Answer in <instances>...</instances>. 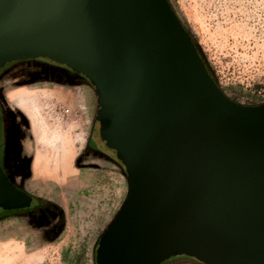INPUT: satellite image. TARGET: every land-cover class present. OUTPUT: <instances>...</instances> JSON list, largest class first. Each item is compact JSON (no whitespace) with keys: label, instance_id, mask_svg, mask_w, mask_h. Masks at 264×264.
Listing matches in <instances>:
<instances>
[{"label":"water","instance_id":"95a60500","mask_svg":"<svg viewBox=\"0 0 264 264\" xmlns=\"http://www.w3.org/2000/svg\"><path fill=\"white\" fill-rule=\"evenodd\" d=\"M83 74L126 194L96 264H264V101L228 97L168 0H0V67ZM0 164V212L29 206Z\"/></svg>","mask_w":264,"mask_h":264},{"label":"rangeland","instance_id":"374dc122","mask_svg":"<svg viewBox=\"0 0 264 264\" xmlns=\"http://www.w3.org/2000/svg\"><path fill=\"white\" fill-rule=\"evenodd\" d=\"M168 1L223 92L242 104L263 102L264 0ZM25 71L16 67L0 77V102L17 112L20 146L30 158L27 189L56 203L63 222L56 235L43 237L35 221L0 214V264H96L99 237L126 194L124 166L117 159L82 156L89 135H95L92 86L20 81ZM23 98L36 103L27 107ZM3 156L0 140V161ZM43 164L46 170L39 172ZM193 260L176 257L162 264H198Z\"/></svg>","mask_w":264,"mask_h":264},{"label":"flooded vegetation","instance_id":"af4514ba","mask_svg":"<svg viewBox=\"0 0 264 264\" xmlns=\"http://www.w3.org/2000/svg\"><path fill=\"white\" fill-rule=\"evenodd\" d=\"M16 67H22V69L26 70L24 77L20 81H23V79L38 80L42 78L92 86L83 74L74 71L62 62L42 56L11 60L0 68V77ZM16 113L13 109L4 107L0 102V140L4 146V156L0 164L13 183L31 196V201L29 206L12 209L8 212H4V210L0 214L35 221L44 228L42 235H46L54 227L56 228L57 205L44 196L33 193L26 187V183L30 178V158L23 153V148L20 146L23 134L16 122ZM94 119L91 125V133L95 127ZM91 154L98 155L112 162H116L117 159L116 155L110 152V149L106 147L104 142L92 134L88 137L82 156H89ZM117 161L120 160L117 159Z\"/></svg>","mask_w":264,"mask_h":264},{"label":"trees","instance_id":"16d2710c","mask_svg":"<svg viewBox=\"0 0 264 264\" xmlns=\"http://www.w3.org/2000/svg\"><path fill=\"white\" fill-rule=\"evenodd\" d=\"M203 60H204V58H203ZM205 61V60H204ZM205 65H206V67H207V69H208V71H209V73H210V75L212 76V78L215 80V82H216V79H215V77H214V75H213V73L210 71V69H209V67H208V65L205 63ZM217 83V82H216ZM120 162V161H119ZM56 207V206H55ZM12 210V209H11ZM56 210H57V218H56V228L54 227V229H52V231H50V232H47V234L46 235H43V237H46V236H50V237H53L54 235H56V233L60 230V228H61V225H62V222H63V213H62V211H61V209L57 206L56 207ZM9 216H11V215H9ZM8 217V216H7ZM46 231H49V230H46ZM48 236V237H49ZM194 262H196V263H198V264H202V263H200V262H198V261H195V260H193ZM166 262V261H165ZM164 263V262H163Z\"/></svg>","mask_w":264,"mask_h":264},{"label":"bare ground","instance_id":"6f19581e","mask_svg":"<svg viewBox=\"0 0 264 264\" xmlns=\"http://www.w3.org/2000/svg\"><path fill=\"white\" fill-rule=\"evenodd\" d=\"M20 92H21V91H20ZM30 95H31V94H30ZM35 99H36V98H35ZM34 103H36V101H32V103L29 102V106H33ZM19 105H20V104H19ZM27 106H28V105H27ZM35 106H36V105H35ZM26 112H27V111H26ZM30 115L32 116V111H31V110H30ZM33 117H34V116H33ZM46 131H47V130H46ZM43 132H44V131H43ZM41 134H42V135H41V136H42V139H41L40 141L43 142V144H44L43 146L48 145V144H47V143H48V142H47V139L45 140V139L43 138V137H44V136H43V133H41ZM44 135H45V134H44ZM50 135H51V134H50ZM46 138H47V137H46ZM60 139H61V138H60ZM62 143H63V142H62ZM62 143H61V144H62ZM52 146H53V145H52ZM57 146H58V145H57ZM37 157H38V156H37ZM43 166H44V167H40V168H38L39 172H40V171L42 172V171H45V170H46V166H45L44 164H43Z\"/></svg>","mask_w":264,"mask_h":264},{"label":"crops","instance_id":"0c3cea01","mask_svg":"<svg viewBox=\"0 0 264 264\" xmlns=\"http://www.w3.org/2000/svg\"><path fill=\"white\" fill-rule=\"evenodd\" d=\"M28 92H29V91H28ZM29 93H31V92H29ZM23 100H25L24 103L26 104V106H27V105L29 106V100H28L27 98H23ZM27 100H28V101H27ZM24 103H22V104H24ZM28 106H27V107H28Z\"/></svg>","mask_w":264,"mask_h":264}]
</instances>
